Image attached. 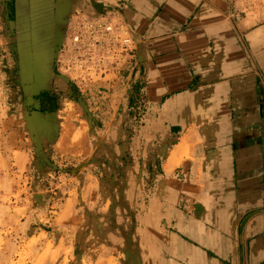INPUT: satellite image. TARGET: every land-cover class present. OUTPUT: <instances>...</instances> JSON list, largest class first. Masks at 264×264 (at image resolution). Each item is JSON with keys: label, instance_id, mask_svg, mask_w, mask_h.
Instances as JSON below:
<instances>
[{"label": "crops", "instance_id": "1", "mask_svg": "<svg viewBox=\"0 0 264 264\" xmlns=\"http://www.w3.org/2000/svg\"><path fill=\"white\" fill-rule=\"evenodd\" d=\"M249 10L243 0H0L20 105L36 114L81 101L53 63L73 13L118 11L135 33L134 62L90 100L121 107L149 174L167 175L160 166L188 151L168 169L157 264H264V18Z\"/></svg>", "mask_w": 264, "mask_h": 264}, {"label": "rangeland", "instance_id": "2", "mask_svg": "<svg viewBox=\"0 0 264 264\" xmlns=\"http://www.w3.org/2000/svg\"><path fill=\"white\" fill-rule=\"evenodd\" d=\"M243 1L248 17L264 18V0ZM18 62L0 14V264H93L96 257L131 264L135 252L157 264L159 213L172 188L168 169L188 151L178 146L160 166L167 175L162 168L149 174L135 152V132L116 119L121 107L91 104L92 96L108 97L105 91L81 101L63 97L52 112L25 111ZM99 210L107 212L102 222L92 216ZM77 247L86 257H75Z\"/></svg>", "mask_w": 264, "mask_h": 264}, {"label": "built area", "instance_id": "3", "mask_svg": "<svg viewBox=\"0 0 264 264\" xmlns=\"http://www.w3.org/2000/svg\"><path fill=\"white\" fill-rule=\"evenodd\" d=\"M139 41L118 11L73 13L53 57L54 67L79 95L110 92L135 60Z\"/></svg>", "mask_w": 264, "mask_h": 264}, {"label": "bare ground", "instance_id": "4", "mask_svg": "<svg viewBox=\"0 0 264 264\" xmlns=\"http://www.w3.org/2000/svg\"><path fill=\"white\" fill-rule=\"evenodd\" d=\"M177 149H179V148H177ZM113 152V151H112ZM177 153H178V151H176ZM176 154V153H175ZM114 156V155H113ZM112 157V156H111ZM114 158V157H113ZM114 170V169H113ZM120 171V170H119ZM117 182V181H116ZM115 182V183H116ZM162 184V183H161ZM162 187H164V186H162ZM164 190V189H163ZM160 193H161V191H159ZM159 194V193H158ZM161 195V194H160ZM160 197V196H159ZM117 199H119V198H117ZM119 201V200H118ZM150 202V201H149ZM162 203V202H161ZM115 204V203H114ZM125 204V203H124ZM118 204H117V206H115L114 207V209H117L118 208ZM120 207H121V205H120ZM125 207V206H124ZM113 210V209H112ZM135 210V209H134ZM109 212V211H108ZM152 212V211H151ZM106 210H99V211H97V212H95V215H92L93 217H94V219H96V220H98L99 222H102V220H104V217H105V215H106ZM112 213V212H111ZM113 213H114V210H113ZM119 214V213H118ZM114 215V214H113ZM137 215V214H136ZM121 216V215H120ZM111 217H112V215H111ZM134 217V216H133ZM113 219V218H112ZM106 220V219H105ZM108 221V220H107ZM112 221V220H111ZM118 221V220H117ZM114 222V221H113ZM116 222V221H115ZM105 223V222H104ZM109 223V222H108ZM117 223V222H116ZM100 224V223H99ZM113 224V223H112ZM96 225V224H95ZM114 225V224H113ZM112 225V226H113ZM128 225V224H127ZM130 225V224H129ZM91 226V225H90ZM120 226V225H119ZM110 227V226H109ZM116 227V226H115ZM133 227V226H132ZM98 228V227H97ZM112 228V227H111ZM116 228H118V227H116ZM92 229V228H91ZM103 229H105V228H103ZM109 229V228H108ZM132 229V228H131ZM97 230V229H96ZM101 232V231H100ZM105 232V231H104ZM103 232V233H104ZM133 233H134V231H133ZM112 234V233H111ZM118 234V233H117ZM105 235H106V233H105ZM112 235H114V234H112ZM111 235V236H112ZM126 235V234H125ZM92 236H93V233H92ZM94 237V236H93ZM101 237V236H100ZM99 237V238H100ZM134 237H135V235H134ZM139 237V236H138ZM98 238V239H99ZM102 238V237H101ZM106 237H104L103 239H105ZM114 238H116V237H113V239ZM94 239V238H93ZM88 240V239H87ZM106 240V239H105ZM109 240V239H108ZM101 241V240H100ZM118 240H113L112 242H111V244H110V246L108 247L109 248V250L110 251H112V252H114L117 248H118V242H117ZM131 241V240H130ZM133 241H136V240H133ZM94 242V241H93ZM99 242V241H98ZM97 242V243H98ZM121 242H123V240L121 241ZM86 243H89L88 241L86 242ZM101 244V243H100ZM105 244V243H104ZM103 244V245H104ZM107 244V243H106ZM121 244V243H120ZM89 245V244H88ZM97 246V245H96ZM95 246V247H96ZM135 246V245H134ZM98 247V246H97ZM122 247V246H121ZM124 247V246H123ZM107 248V249H108ZM119 249V248H118ZM131 250H133V249H131ZM141 250V249H140ZM145 250V249H144ZM96 251V250H95ZM142 251V250H141ZM144 252V251H143ZM131 253V252H130ZM74 254H75V257L77 258V259H79V258H84V257H86V251L85 250H83V249H81V248H75V251H74ZM90 254H92V253H90ZM149 254V253H148ZM128 256V255H127ZM92 257V256H91ZM126 257V256H125ZM153 257V256H152ZM80 260V259H79ZM95 263H93V264H107L103 259H101L100 257H96L95 258ZM110 263V262H109ZM80 264V263H79ZM86 264V263H85ZM131 264H153V262H152V258H151V256L150 255H147L146 254V256H144V257H140V254H139V252L138 253H136L135 252V257L134 258H132V262H131ZM159 264V263H158Z\"/></svg>", "mask_w": 264, "mask_h": 264}]
</instances>
